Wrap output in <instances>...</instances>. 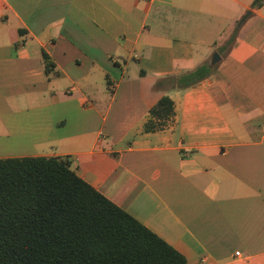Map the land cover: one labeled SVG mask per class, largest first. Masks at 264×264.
<instances>
[{
	"label": "crops",
	"instance_id": "crops-1",
	"mask_svg": "<svg viewBox=\"0 0 264 264\" xmlns=\"http://www.w3.org/2000/svg\"><path fill=\"white\" fill-rule=\"evenodd\" d=\"M254 1L0 0V159H68L188 264H264ZM203 64L214 73L196 86L154 89ZM164 96L174 115L146 131Z\"/></svg>",
	"mask_w": 264,
	"mask_h": 264
},
{
	"label": "trees",
	"instance_id": "trees-1",
	"mask_svg": "<svg viewBox=\"0 0 264 264\" xmlns=\"http://www.w3.org/2000/svg\"><path fill=\"white\" fill-rule=\"evenodd\" d=\"M264 5L255 0L253 8ZM240 26L219 53L232 47ZM203 64L160 79L157 91L187 90L208 79ZM146 131L174 115L164 96L151 108ZM155 121H159L158 126ZM0 264H188L186 258L95 190L68 159H0Z\"/></svg>",
	"mask_w": 264,
	"mask_h": 264
},
{
	"label": "water",
	"instance_id": "water-1",
	"mask_svg": "<svg viewBox=\"0 0 264 264\" xmlns=\"http://www.w3.org/2000/svg\"><path fill=\"white\" fill-rule=\"evenodd\" d=\"M249 16V14H247L244 18H243V20L242 21H244L247 17ZM217 59H219V57L217 56V55H215V60H214V62H216L217 61Z\"/></svg>",
	"mask_w": 264,
	"mask_h": 264
},
{
	"label": "built area",
	"instance_id": "built-area-1",
	"mask_svg": "<svg viewBox=\"0 0 264 264\" xmlns=\"http://www.w3.org/2000/svg\"><path fill=\"white\" fill-rule=\"evenodd\" d=\"M236 255L239 256V253H237ZM201 261H202V263H206L207 262L205 258H203Z\"/></svg>",
	"mask_w": 264,
	"mask_h": 264
},
{
	"label": "rangeland",
	"instance_id": "rangeland-1",
	"mask_svg": "<svg viewBox=\"0 0 264 264\" xmlns=\"http://www.w3.org/2000/svg\"><path fill=\"white\" fill-rule=\"evenodd\" d=\"M228 49H230V47H229ZM217 61H218V60H217ZM217 61L215 62V64L217 63Z\"/></svg>",
	"mask_w": 264,
	"mask_h": 264
}]
</instances>
